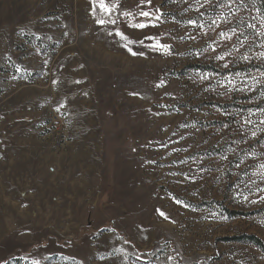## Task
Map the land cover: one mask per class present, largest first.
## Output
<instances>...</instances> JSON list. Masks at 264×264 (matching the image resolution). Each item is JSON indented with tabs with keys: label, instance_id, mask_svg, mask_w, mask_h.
<instances>
[{
	"label": "rangeland",
	"instance_id": "1",
	"mask_svg": "<svg viewBox=\"0 0 264 264\" xmlns=\"http://www.w3.org/2000/svg\"><path fill=\"white\" fill-rule=\"evenodd\" d=\"M105 3L0 0V264H264L263 13Z\"/></svg>",
	"mask_w": 264,
	"mask_h": 264
},
{
	"label": "snow or ice",
	"instance_id": "2",
	"mask_svg": "<svg viewBox=\"0 0 264 264\" xmlns=\"http://www.w3.org/2000/svg\"><path fill=\"white\" fill-rule=\"evenodd\" d=\"M140 2H141V5H143L145 3L151 4V0H140ZM262 2H264V0H262ZM93 3L94 4H98V7L100 8V10L102 12L109 13V14L113 11V9H115L117 7L115 4L109 6L108 4L105 3V0H93ZM204 3L210 5L212 3V0H204ZM231 3H234V0H229V5ZM201 6H203V5H201ZM229 10L231 12V8H229ZM157 11H159V10L157 9ZM257 11H259V9H257ZM124 14L125 15H131V13H124ZM139 15L140 16H144V17H150V16H152V13H149L147 11H140L139 12ZM155 19L156 20H159L160 19V16H156ZM219 19H224V16L221 15V17H219ZM97 22L100 23V24H104L105 23V21L103 19H98ZM110 22L113 23V24H115V21L114 20L113 21H110ZM189 23L195 24L196 22L195 21H189ZM212 23L214 25H216L217 27L219 26L217 24V21L216 20H213ZM260 23H261V26L264 27V18H261L260 19ZM147 26L148 25L145 24V23H137V24L134 25V27H136V28H145ZM152 26H155V24L153 23ZM200 27L203 28L204 26L201 25ZM249 27L252 28L253 30L256 29V25L255 24H250ZM115 34L118 35V36H120L121 39L129 40V38L124 33L120 32V30L118 28L116 29ZM256 34L259 35V36H264V32L257 31ZM220 35L223 37L226 34L224 32H221ZM146 39L152 40V39H154V37H146ZM228 39H231V36H229ZM132 42L133 41L129 40V43H132ZM140 43H143V41H140ZM241 43H243V41H241ZM156 46H158L159 48H162L166 52L167 51H170V47H171L170 45H160L159 44V41L156 42ZM125 47H127V45H125ZM129 51L132 52L131 49H129ZM132 54L133 55H137V54L143 55V53H136V52H132ZM261 55H264V54H261ZM217 58L218 59H223V56H218ZM244 58L247 59L248 57H244ZM224 67H227V64H225ZM201 78L202 79H207L208 77L207 76H202ZM229 83H231V82H229ZM159 86L160 85H157V87H159ZM247 123H251V121H247ZM261 123H264V121H262ZM252 135L255 136L256 133L253 132ZM222 159L226 160L227 157L226 156L225 157H222ZM259 167L261 169H264V164L259 165ZM261 179H264V173L261 174ZM262 191H264V190H262ZM245 199H247V197H245ZM255 202L256 201H253V203H255ZM260 202H264V197H261L260 198ZM160 214L162 216H165V213H163V212H160ZM165 218H167V217L165 216ZM170 259H172V258L170 257Z\"/></svg>",
	"mask_w": 264,
	"mask_h": 264
},
{
	"label": "trees",
	"instance_id": "3",
	"mask_svg": "<svg viewBox=\"0 0 264 264\" xmlns=\"http://www.w3.org/2000/svg\"><path fill=\"white\" fill-rule=\"evenodd\" d=\"M254 3H256L257 7L261 10V12L263 13L262 15L264 16V2H262V0H252ZM247 55V54H246ZM242 56H238L237 58H241ZM242 60H248L245 59L244 57H242ZM259 94V92H256V95ZM257 98V97H256ZM258 100H264L263 98H257ZM260 107L258 108H262L264 107V104L259 105ZM260 131V136L258 139L263 140L264 139V128H263V132L262 129L259 130ZM244 143L242 142L240 139H237L236 137L234 139H231L229 141L228 144H225L226 147H228V149H233L236 146H239V144ZM246 144V143H245ZM242 158V156L240 157ZM242 162H238V164H241ZM232 169H237V167L234 165H231ZM231 174H233L232 172L228 173V177H231ZM235 241L241 242V243H245V244H252L254 246H256L258 249H260L261 251L264 252V239H262L261 237H259L256 234H242L239 235L237 237H235L234 239Z\"/></svg>",
	"mask_w": 264,
	"mask_h": 264
},
{
	"label": "crops",
	"instance_id": "4",
	"mask_svg": "<svg viewBox=\"0 0 264 264\" xmlns=\"http://www.w3.org/2000/svg\"><path fill=\"white\" fill-rule=\"evenodd\" d=\"M42 208L43 207L40 206V207L35 208V209H42ZM1 209H20V208L17 205H8V203H7L6 207H5V203H4V200H3V197H2ZM49 209H51V207Z\"/></svg>",
	"mask_w": 264,
	"mask_h": 264
}]
</instances>
